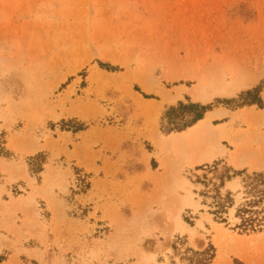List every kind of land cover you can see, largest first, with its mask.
Instances as JSON below:
<instances>
[{"label":"rangeland","instance_id":"374dc122","mask_svg":"<svg viewBox=\"0 0 264 264\" xmlns=\"http://www.w3.org/2000/svg\"><path fill=\"white\" fill-rule=\"evenodd\" d=\"M206 79L251 82L193 98ZM258 85L264 0H0V264H168L177 238L212 244L211 264H264V229L240 232L233 207L214 221L195 182L214 162L264 172V89L262 108L238 107ZM187 100L217 106L164 134L162 112ZM204 144L219 151L197 161Z\"/></svg>","mask_w":264,"mask_h":264},{"label":"trees","instance_id":"16d2710c","mask_svg":"<svg viewBox=\"0 0 264 264\" xmlns=\"http://www.w3.org/2000/svg\"><path fill=\"white\" fill-rule=\"evenodd\" d=\"M98 65L107 71L117 70V68L101 62H98ZM262 89H264V86L258 85L251 90L240 93L239 98L247 96L252 99L241 102L238 107L256 105L258 108H262V99L259 95ZM230 101H233V99L216 100L215 102L228 103ZM216 106L213 103L201 104L190 100L186 102L178 101L162 112L160 130L166 135L171 132H182L203 119L204 115ZM73 121L75 124L71 128L72 131H80L86 128V124L83 122ZM61 128H66L64 121H61ZM32 160L30 167L36 172H40L44 155L38 153L32 157ZM196 169L203 172L195 181L201 186L199 196L202 197V204L209 207L208 212L212 214L214 221L226 223L225 215L233 207L234 217L238 220L235 228L240 232L255 233L264 229V172H248L246 169L235 170L225 164L220 165L218 162L198 166ZM75 173L78 188L80 190L89 188L88 174ZM236 177L240 178L241 190L232 192L229 189H224L225 184ZM237 193L242 195L239 201L235 200ZM171 251L168 264H211L215 256L212 244L209 243L202 249H195L188 246L184 238H177L171 244ZM0 260H2V257H0Z\"/></svg>","mask_w":264,"mask_h":264},{"label":"bare ground","instance_id":"6f19581e","mask_svg":"<svg viewBox=\"0 0 264 264\" xmlns=\"http://www.w3.org/2000/svg\"><path fill=\"white\" fill-rule=\"evenodd\" d=\"M217 80V79H216ZM216 80H208V79H206V81H208L207 82V84H208V87H209V90H205V89H203V88H201L200 86V88L197 90L196 88L193 90V91H191V96L193 97V98H208L211 94H213V93H220V94H231V93H233L235 90H237V89H239L240 87H244V86H247V85H249V83L251 82H249V80H247V81H243V82H236L235 84H232V85H224L222 82H218V81H216ZM222 81V80H221ZM198 87V86H197ZM218 112H220V111H218ZM217 112V113H218ZM218 115V114H217ZM219 115H220V113H219ZM213 116H216V115H211V116H209L208 118H207V120H205V121H202V122H200L199 124H198V127L196 128V130H195V133H197V132H200V130L202 129V127L203 126H205V124L206 123H208V121L213 117ZM252 118V117H251ZM207 127H209V126H207ZM205 128H206V126H205ZM203 129H204V127H203ZM207 131V130H206ZM201 133H203V132H201ZM207 133V132H206ZM193 134V133H192ZM208 139V138H207ZM210 140V139H209ZM256 141V140H255ZM200 142V141H199ZM257 142H259V141H257ZM256 142V143H257ZM261 143H263V142H261ZM261 143H259V144H261ZM215 145H217V144H215ZM214 144H209L208 146L206 145L205 146V144H204V146L205 147H202L200 150H199V152L197 153L198 155H197V161H202V160H209V159H211L215 154H217L218 153V151H219V147L218 146H215ZM262 145V148H264V145L263 144H261ZM245 148V147H244ZM239 150V149H238ZM240 150H242V148L240 149ZM239 150V151H240ZM244 150V149H243ZM242 152H244V151H242ZM249 152V151H248ZM254 152V151H253ZM251 153V152H250ZM255 153V152H254ZM259 153V152H258ZM236 154V153H235ZM253 154V153H252ZM248 155H250L249 153H248ZM259 155V154H258ZM261 155V154H260ZM239 156V158H240V160L242 161H244V159L243 158H241V155H238ZM251 156V155H250ZM248 157V156H247ZM238 158V157H237ZM250 158V157H249ZM256 158V157H255ZM259 158V157H258ZM257 159V158H256ZM255 159V160H256ZM263 160V159H262ZM262 160H260V161H262ZM180 219H178V217H177V219H176V223H178V224H180V222L181 221H179ZM251 241H249V239L248 240H239L238 242H237V245H233V248H234V250H236L237 251V253L241 256V257H243L246 253H245V251H244V249L243 248H246V245L248 244V243H250ZM249 247V246H248ZM222 255V252L219 250V252H218V257H220ZM222 257V256H221ZM245 258H247L246 256H245ZM261 260H263L262 259V257H261ZM256 261V260H255ZM259 263H261L260 261H258ZM247 263V262H246ZM247 264H254L253 263V261H251V260H249L248 259V263ZM256 264V263H255Z\"/></svg>","mask_w":264,"mask_h":264}]
</instances>
